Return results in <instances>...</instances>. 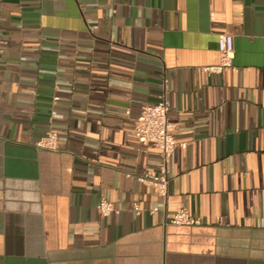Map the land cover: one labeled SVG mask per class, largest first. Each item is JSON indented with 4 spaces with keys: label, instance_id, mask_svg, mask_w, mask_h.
<instances>
[{
    "label": "crops",
    "instance_id": "obj_1",
    "mask_svg": "<svg viewBox=\"0 0 264 264\" xmlns=\"http://www.w3.org/2000/svg\"><path fill=\"white\" fill-rule=\"evenodd\" d=\"M163 96L166 199L133 135ZM0 264H264V0H0Z\"/></svg>",
    "mask_w": 264,
    "mask_h": 264
},
{
    "label": "built area",
    "instance_id": "obj_2",
    "mask_svg": "<svg viewBox=\"0 0 264 264\" xmlns=\"http://www.w3.org/2000/svg\"><path fill=\"white\" fill-rule=\"evenodd\" d=\"M219 61L217 64L204 67L203 71L209 75H222L233 66L234 44L233 36L229 33H221L217 37ZM170 107L165 96L153 105H143L134 123L133 135L137 141L145 147L155 148L160 155L161 165L153 174H143L138 177L140 183L151 186L156 194L166 199L169 186V163L171 155L177 147L185 149L187 143H178L172 134L174 124L169 121L168 113ZM56 134L48 133L39 139L35 146L41 150H56ZM97 211L101 217H107L114 212L113 205L102 200L97 205ZM136 214H140V209H135ZM157 212L153 209L151 213ZM200 223L199 219L194 218L190 213L182 208L176 211L169 220V224L175 226H194Z\"/></svg>",
    "mask_w": 264,
    "mask_h": 264
}]
</instances>
